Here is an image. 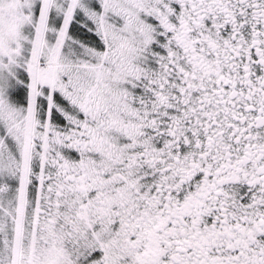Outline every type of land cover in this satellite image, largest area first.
<instances>
[{
    "label": "snow or ice",
    "instance_id": "6c2138e0",
    "mask_svg": "<svg viewBox=\"0 0 264 264\" xmlns=\"http://www.w3.org/2000/svg\"><path fill=\"white\" fill-rule=\"evenodd\" d=\"M0 264H264V0H0Z\"/></svg>",
    "mask_w": 264,
    "mask_h": 264
}]
</instances>
